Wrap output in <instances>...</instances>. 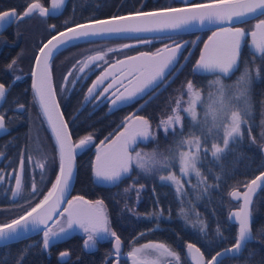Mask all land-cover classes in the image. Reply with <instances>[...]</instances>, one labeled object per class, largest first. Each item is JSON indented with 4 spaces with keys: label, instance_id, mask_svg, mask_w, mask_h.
<instances>
[{
    "label": "snow or ice",
    "instance_id": "snow-or-ice-1",
    "mask_svg": "<svg viewBox=\"0 0 264 264\" xmlns=\"http://www.w3.org/2000/svg\"><path fill=\"white\" fill-rule=\"evenodd\" d=\"M65 0H51V6L45 7L41 0H32L26 10L19 14L16 11L0 12V26L11 23L13 19L20 21L25 17L36 13L41 17H47L62 8ZM264 0H210L208 3L185 4L183 7H161L150 12L138 11L129 16H113L110 19L91 20L83 24H77L75 27L67 28L60 31L43 43L35 55V66L32 69V89L35 98L38 100L43 115L52 131L55 139L56 152L59 157V170L52 181L51 187L39 202L32 205L29 202V208L22 215L12 219L10 222L0 224V244L7 245L13 240H17L23 233H27L31 226L32 230L44 226L43 230V250H48L55 239H59L66 234L68 229L73 226L81 228L86 234L84 248H95L97 242L107 240L111 237L114 240V253L110 251L105 258L107 264L108 257L113 254L117 260L122 254V241L115 231L109 225L106 214L104 201L97 199L95 201L85 200L83 196H75L68 200V207L60 216L67 214V227H60L59 232L54 228L48 227V222L53 220V213H56L60 207V202L68 190L70 179L73 174V161L77 149L88 146L93 141V134L89 133L81 137L78 141H73L69 131V125L64 119L63 113L60 112V106L56 103V92L52 85V74L50 71V61L54 54L62 47L68 46L71 42L92 37H101L107 35H119L126 33H152V32H175L186 30L194 23L200 26L211 24L217 26L205 42L204 48L200 51L199 58L195 61L192 68L193 79L187 80L177 90L178 95L175 98V107L166 119H162L157 128H163L165 139H167L169 130L175 133V127L180 126L183 129L184 113L190 117L188 125L189 132L185 136L183 131L179 133L182 137L175 141V149L169 148L168 155L153 149L151 152L136 151L135 155L133 145L139 140L154 141L157 139L156 132L151 130V124L148 119L142 116H126L120 128L122 130L115 134V138L105 146V140L97 146L96 160L93 163V173L98 181L106 184L116 185L121 179L130 175L135 168L140 169L145 174L160 173L168 169L171 162L176 159V152L179 155L180 176L173 172L167 175L161 174L159 179L162 182H171L175 186L177 197L184 204L183 197L189 195L186 192L185 185L182 183V177H187L194 173L198 178L196 185L191 187L198 191L201 187L204 193L209 187L203 173L198 167L201 162V155L206 157L210 152L214 160H220L232 146L240 143L244 137V126L249 125L248 134L251 136V116L253 110L252 104V86L255 81L264 79ZM249 20H256L251 32L237 25L248 23ZM67 23V21L65 22ZM51 30H55V25H49ZM251 36L250 55L252 60H245L244 67L240 69V57L242 44L245 37ZM139 43H150L148 40L138 39ZM187 43V42H185ZM195 44V41H192ZM132 45L122 44L120 48H130ZM183 45L173 42L172 46L165 45L156 52H141L137 56H128L124 60H117L114 64L109 65L88 87L81 104V109L90 103L93 99L100 101L105 94L113 89L117 84H123L124 79H128L130 87L125 88L123 92L116 89L112 93L109 111L115 110L121 104L131 101L138 94L145 93V90L155 89L164 83L169 76L172 67L177 62L178 54ZM108 52L117 51V49H108ZM107 52L97 51L95 54L88 55L81 60H77L72 68L65 75L64 80L67 82L69 77L78 76L80 73L87 75L93 66H98L97 61H104ZM259 58L262 64L257 65L256 59ZM188 58L185 57V60ZM107 63V61H105ZM16 65V58L7 65L12 69ZM254 65V67H253ZM75 70V71H74ZM87 70V71H86ZM119 72L117 76L115 73ZM237 71L240 75L233 83H226L224 78H231ZM203 73H211L214 78L207 81L206 86L197 85L195 77ZM112 82L104 87L102 91H97L100 86L109 77ZM20 76H15L12 83L20 80ZM73 84L77 82L74 78ZM11 85L0 83V107L6 99V94ZM207 92L206 101L204 93ZM185 93L188 100L184 101ZM204 107L203 119L197 112V105ZM186 105V106H184ZM25 106L19 104L18 108L23 109ZM78 109L77 111H80ZM75 118V117H74ZM210 118V119H209ZM6 113H0V135L8 133ZM264 126V120L261 121ZM200 128V134L195 132L196 127ZM264 138V132L261 133ZM209 139L212 140L211 148L207 147ZM222 141V144L220 143ZM256 137H252V143H256ZM9 144L11 141L8 142ZM187 145L188 150H182ZM7 147V144L5 145ZM261 151H264V144L260 145ZM42 152L43 149L39 140L33 148L31 136L29 142L19 150L20 171L15 172V187L11 189L12 197H17L26 187L23 173L26 166L33 169L39 168L41 179L47 172L48 157L44 155L37 159L35 152ZM5 155L0 151V157ZM139 175V174H138ZM4 176L0 175V181ZM217 179H220L218 176ZM132 185L126 187L124 192L127 193L132 189ZM243 187L246 189L241 192L234 187L228 194L236 201H242L239 208L230 212L229 219H235L238 223V231L235 236V243L231 246L217 251L210 259H207L201 252V249L193 243H187L188 252L191 255L193 264H223L224 258H239L243 250L250 242L264 241V225L256 230L254 234L252 228V213L250 206L253 203V195L258 188H264V171L254 179L246 182ZM140 185L137 189H143ZM39 194V189L35 180L32 183L33 197ZM132 209H129L131 211ZM149 215H162V213H151ZM186 224L193 228L198 225L201 233L205 232L206 225L199 219V213H196L197 219L191 220L181 206L179 213ZM219 235V228L217 229ZM146 249H152L157 253L156 259H148L145 255ZM254 253L249 254V258ZM26 250L21 251L15 258V264H23ZM68 251H61L59 257L61 260L68 257ZM131 264H158L161 257H170L174 264H182L180 253L173 251L164 243L145 244L140 247H133L127 253ZM2 264V262H0ZM172 264V261H169ZM264 264V262H262Z\"/></svg>",
    "mask_w": 264,
    "mask_h": 264
},
{
    "label": "trees",
    "instance_id": "trees-1",
    "mask_svg": "<svg viewBox=\"0 0 264 264\" xmlns=\"http://www.w3.org/2000/svg\"><path fill=\"white\" fill-rule=\"evenodd\" d=\"M47 5L48 0H41ZM117 5L123 4L121 7L104 8L99 4V9L92 11L91 3H84L80 0H69L59 16L60 24L56 27L55 32L64 29L68 26L90 21L98 18L134 13L144 10H155L161 7L156 6L149 9H140L133 6L134 0H116ZM32 0H0V12L14 9L19 14H22ZM128 7L127 9H123ZM163 7V6H162ZM67 21V23H65ZM20 21H16L5 33L10 35L12 45L9 46L11 61L20 53L22 44L15 39V25ZM197 33H194L195 35ZM204 37L207 32H200ZM3 36H0V45L3 43ZM44 42V41H43ZM39 43L37 48L33 50L29 67H26L28 74L27 80L22 83L25 95L29 94L33 98L35 107L38 110L34 94L31 89L30 71L36 50L43 43ZM8 49V48H7ZM7 59V58H6ZM9 61H3L0 57V72L8 75ZM257 65L262 64L261 60H257ZM242 70V69H241ZM239 71L235 73L232 79L226 83H233L238 77ZM193 79V75L184 76V81L174 90L173 94L169 95V100L165 101L159 117L166 119L171 113V109L175 107V98L178 95L177 90L180 86ZM195 82L197 85L205 86L204 81L196 76ZM256 89L252 87V116H251V136L248 134L249 125L244 126V137L240 143L231 147V149L222 156L220 160H214L211 153L208 152L206 157L201 155V162L198 167L206 179L208 185H212L204 193L203 187L199 191L191 187L198 183V178L192 174L188 178H182V183L185 185V191L189 195L183 197L184 204H181V199L177 197L175 186L170 182H162L159 179L161 174L167 175L168 169L160 173L145 174L133 165L131 175L121 181L117 186L111 188H103L95 186L91 177V160L88 156L76 158V175L75 182L71 191V196H83L90 200H103L105 209L108 215L109 225L118 236L126 241L137 239L139 242L146 241H161L171 245L173 248L182 250L186 243H193L201 249V252L207 259H210L217 251L231 246L235 243L237 234V225L228 219V213L231 208L237 207V203L231 199L229 192L234 188L239 191L243 190V185L257 176L261 171H264V160L260 152V145L263 138L261 137V121L264 110V79L255 81ZM21 84V83H20ZM177 84V82H175ZM206 94L204 98L206 101ZM255 96V97H254ZM15 99L9 97L5 101L6 107L11 108L15 105ZM19 103H25L24 99H19ZM186 106V105H185ZM205 109L202 105H197V112L200 118L203 119ZM184 127H175V133L169 130L167 139H165L164 130L157 129L159 123H153V131L157 134V139L151 141L146 147L136 145L132 151L135 155L136 151L151 152L153 149L161 150V153L168 155V149H175V141L181 139L179 135L181 131L185 136L189 132L190 117L184 115ZM197 135L200 134V128H195ZM252 137H256L257 142L252 143ZM212 140L209 139L207 147L211 148ZM222 144V143H221ZM187 145L183 149H187ZM174 173L178 174L175 167ZM139 174V175H138ZM220 179H217V177ZM132 185V189L125 193L124 189ZM140 185H144L143 189H137ZM183 206L189 219L196 220V213H199V219L206 225L205 232L199 231V225L196 228L186 224L185 220L178 215L179 209ZM129 209H132L129 211ZM0 224L11 221L14 218L4 219L1 217ZM151 213H162V215H149ZM264 225V188L255 196L252 204V228L254 234L256 230ZM219 228V235L217 229ZM60 228H54L59 232ZM26 250L23 264H42L45 250H43V233L37 234L25 240L0 246V262L2 264H15V258L21 252ZM254 253L251 258L249 254ZM224 260L241 261L245 264H262L264 262V241L259 243L250 242L243 250L239 258H226Z\"/></svg>",
    "mask_w": 264,
    "mask_h": 264
},
{
    "label": "flooded vegetation",
    "instance_id": "flooded-vegetation-1",
    "mask_svg": "<svg viewBox=\"0 0 264 264\" xmlns=\"http://www.w3.org/2000/svg\"><path fill=\"white\" fill-rule=\"evenodd\" d=\"M84 3H91L92 11L99 9V4L104 8H113L121 7L117 5L116 0H80ZM135 4L133 6L140 9H149L152 7H174L183 5L182 2H176L175 0H134ZM42 2V1H41ZM69 0H65L62 8L54 13L49 14L47 17H42L46 24V38H49L52 34L56 33L55 30H51L49 25H55L56 27L60 24L59 16L64 7L68 4ZM210 2V0H190V3H205ZM45 7L51 6V0H48L47 5L43 3ZM125 7L123 9H127ZM148 11V10H144ZM34 15H39L38 13ZM30 15L28 17H32ZM25 17L22 20L28 18ZM264 18V17H262ZM20 20V21H22ZM256 20H249L248 23L237 25L246 29V31L251 32L253 26L255 25ZM14 25V24H13ZM211 31H207V34L203 37L200 33L193 35L190 34H176V35H166V36H156V37H138V38H118V39H108V40H98V41H89L84 43H79L65 48L57 55H55L50 62V69L52 74V84L54 91L56 92V99L60 106L61 112L64 115L65 121L69 125V131L72 135L73 141H78L84 135L89 133L93 134V141L91 144L82 149H77L75 153V158H80L83 156H88L91 160L94 157L93 147L105 140L107 137L110 141L115 134L121 130L120 126L124 121L126 116H142L147 118L152 124L160 123L161 109L165 101L169 100V95L174 93V90L179 87V85L184 81V76L193 75L192 68L199 56L201 46L204 44L206 38L210 35ZM3 43L0 45V57L3 61L11 62L9 46L12 45V42L9 34L7 32L2 34ZM138 39H144L150 41V43H139ZM44 40V41H45ZM192 41H195V46ZM173 42L176 43H185L183 50L180 55L177 57V62L174 67H172L171 72L164 83L174 75L178 70L180 65H182L181 70L178 74L169 82V84L162 90L160 84L159 87L155 89H150L149 91L139 94L134 97L131 101L120 105L115 110L109 111L112 93L116 91L117 88L121 92L129 86L128 79L123 80V84H117L113 89H110L108 93L105 94V97H102L100 101L93 99L90 103H87L81 109V104L84 101L85 93L92 82L99 76L102 72L105 71L109 65L114 64L117 60H124L128 56H137L141 52H150L154 53L157 49H161L166 44L169 46L173 45ZM250 35L245 37V41L242 44V51L240 57V69L244 67L245 60H252L250 55L251 49L249 48ZM122 44L132 45L130 48H120ZM8 48V49H7ZM108 49H117L114 52H108ZM97 51L107 52L104 61H97L98 66H93L91 71H87V75L80 73L78 76L69 77V80L66 82L64 80L65 75L72 68V65L76 63L77 60H81L88 55L95 54ZM185 57L188 59L185 60ZM7 58V59H6ZM259 60V58L256 59ZM107 61V63L105 62ZM254 67V65H253ZM8 75L0 72V83L11 85L9 88L6 99L2 102V107H0V113H6L8 120V133L5 135H0V151L4 152L5 155L0 157V175L4 176L3 181H0V211L4 219L16 218L19 215H22L24 211L29 208V202L34 205L39 202V199L43 198V194L48 191L51 187L52 181L55 180V175L59 169V157L56 152L55 142L50 134V131L39 111L35 107L33 98L30 93L25 95V92L22 86V83L27 80L26 76L28 72L21 71V74L14 75L10 72L9 68L7 69ZM75 71V70H74ZM117 76L119 72L115 73ZM235 75V74H234ZM232 75V77L234 76ZM240 73H238V76ZM15 76H20V80H16L15 83H12ZM201 78V81H204L205 86L207 81L214 78V75H197ZM232 77L230 79H232ZM76 79L77 82L73 84L72 79ZM229 80L225 79V82ZM236 80V79H235ZM112 82V77L110 76L105 82L100 86L97 91H102L104 87H107L109 83ZM177 82V84H175ZM21 83V84H20ZM254 90L257 85L256 82L252 86ZM175 88V89H172ZM15 99V105L11 108L6 107L5 101L9 98ZM255 97V96H254ZM19 99H24L25 103H19ZM23 104L25 107L21 112L18 111V105ZM81 109L80 111H77ZM75 117V118H74ZM157 135V134H156ZM29 136H31V142L33 148H35V143L39 140L40 145L43 149L42 152H35L37 159L42 158L44 155L48 157V166L47 172L43 179H41L40 169H33L30 166H26L23 178L26 184V187L17 197H12L11 189L15 187V172H19L20 157L19 150L29 142ZM11 141L9 144L8 142ZM151 141H149L150 143ZM147 144H137L142 147H146ZM7 144V147L5 145ZM136 146V145H135ZM134 146V147H135ZM132 154V152H131ZM92 177V176H91ZM33 180L37 183L39 194L35 197L31 195L32 192V183ZM73 196H71L72 198ZM85 200H90L84 197ZM71 200V199H69ZM68 203H66L67 205ZM64 210V209H63ZM63 212V211H62ZM108 216V215H107ZM57 227H67V216H60ZM69 230L66 234H63L58 241L53 242L46 253H44V259L42 264H105V258L107 254L112 251L114 240L109 237L107 240L97 242L95 248L85 249L84 240L87 239V234L80 228L79 233L74 234L68 238H64L65 235L69 233ZM118 235V234H117ZM120 237V236H119ZM122 241V254L117 260V257L113 254L111 257H108L107 264H131V261L127 257V253L133 247H140L145 244H156L164 243L161 241H146L139 242L137 239H131L126 241L120 237ZM169 246L173 251L180 253L182 258V264H192L186 254H185V244L182 250L173 248L171 245L164 243ZM61 251H68L70 255L64 260H61L59 253ZM148 259H156L157 253L152 249L148 250L147 254ZM226 259V258H225ZM169 261H174L170 257H161L158 261V264H169ZM223 264H245L241 261L235 260H223Z\"/></svg>",
    "mask_w": 264,
    "mask_h": 264
},
{
    "label": "water",
    "instance_id": "water-1",
    "mask_svg": "<svg viewBox=\"0 0 264 264\" xmlns=\"http://www.w3.org/2000/svg\"><path fill=\"white\" fill-rule=\"evenodd\" d=\"M176 2H182V4L183 5H181V6H174V7H183V6H185V4H191L190 3V0H175ZM205 3H208V2H205ZM197 4H199V3H197ZM14 9H9V10H5V11H13ZM155 10H157V9H155ZM5 11H2V12H5ZM14 11H16V10H14ZM150 11H154V10H148V11H143V12H150ZM17 12V11H16ZM18 13V12H17ZM135 13H137V12H134V13H128V14H122V15H115V16H129V15H134ZM113 16H109V17H103V18H98V19H94V20H104V19H110V18H112ZM15 19H13L12 20V22L11 23H6V24H4L3 26H0V36L2 35V34H4V32L5 31H7L10 27H12L13 26V24L15 23ZM91 21V20H90ZM86 22H89V21H84V22H80V23H77V24H83V23H86ZM77 24H74V25H71V26H68V27H66V28H64V29H61V30H59V31H57L56 33H54V34H52V35H55V34H57L58 32H60V31H65L67 28H71V27H75V25H77ZM207 31H211V33H210V35L209 36H211L212 35V33L214 32V31H217V26L216 25H211V24H205L204 26H200L198 23H194L193 25H191L188 29H186V30H180V31H175V32H171V31H169V32H160V33H157V32H152V33H137V34H132V33H126V34H119V35H107V36H101V37H92V38H90V39H88V40H85V39H80V40H76V41H73V42H71L68 46H66V47H62L58 52H56L55 54H54V56L55 55H57L59 52H61L62 50H64L65 48H67V47H70V46H72V45H75V44H79V43H84V42H89V41H98V40H108V39H118V38H138V37H156V36H166V35H176V34H190V33H200V32H207ZM209 36L206 38V40H205V42H207L208 41V38H209ZM51 38V36L49 37V38H47L43 43H46L47 42V40L48 39H50ZM205 42H204V44H205ZM251 42H252V38H251V36H250V43H249V48H250V45H251ZM42 43V44H43ZM42 44L40 45V46H42ZM182 45H183V47H182V49L180 50V53H181V51L183 50V48H184V46H185V43H181ZM196 44V43H195ZM195 44L192 46V48L195 46ZM204 44L201 46V49H203L204 48ZM163 48V47H162ZM161 48V49H162ZM39 49V48H38ZM38 49L36 50V54H37V52H38ZM201 49H200V51H201ZM251 49V48H250ZM35 54V55H36ZM180 54H178V56H179ZM53 56V57H54ZM199 56H200V52H199ZM199 56H198V58H199ZM197 58V59H198ZM51 62V61H50ZM34 66H35V57H34V59H33V63H32V67H31V71H30V78H31V89H32V75H31V73H32V69L34 68ZM181 68H182V65H180V67L178 68V70L174 73V75L173 76H171L169 79H168V81L166 82V83H164L162 86H161V88H160V90H162V89H164L168 84H169V82L178 74V72L181 70ZM50 71H51V69H50ZM203 75H213V74H211V73H203V74H200V76H203ZM224 79H228V78H224ZM53 85V84H52ZM128 87H130V85L128 86ZM127 87V88H128ZM54 89V88H53ZM150 89H148V90H145V92H147V91H149ZM32 92H33V89H32ZM33 94H34V92H33ZM139 95V94H138ZM34 98H35V96H34ZM35 100H36V103H37V106H38V108H39V110H40V113H41V115H42V117H43V119H44V121H45V123H46V125H47V127H48V129H49V131H50V134H51V136H52V138H53V140H54V142H55V139H54V136H53V134H52V131H51V129H50V127H49V125H48V123H47V119H46V117L43 115V112H42V110H41V107H40V105H39V102H38V100L35 98ZM56 103H58V101H57V99H56ZM125 104V103H124ZM122 105V104H121ZM23 109H19L18 108V111L19 112H21ZM60 112H61V109H60ZM62 113V112H61ZM147 119V118H146ZM150 124H151V122H150ZM122 130V129H121ZM151 130H152V124H151ZM120 131V130H119ZM115 138V136L112 138V139H114ZM111 141V140H110ZM110 141H108V142H105V146H107V144L108 143H110ZM147 143H149V141H143V140H139L138 139V141H137V143L135 144V145H137V144H147ZM262 144H264V138H263V140H262ZM98 145H100V142L98 143V144H96L94 147H93V153H94V157H93V160H92V164H91V176H92V182H93V184L95 185V186H98V187H103V188H111V187H115V186H117L121 181H123L124 179H126V178H128L130 175H126V176H124L122 179H121V181H119L116 185H110V184H106V183H104V182H102V181H98L96 178H95V176H94V173H93V163H94V161L96 160V155H97V146ZM135 145H133V148H134V146ZM260 152H261V155H262V157H263V160H264V151H261V148H260ZM19 169H20V165H19ZM59 170V169H58ZM132 173V172H131ZM75 175H76V158H74V161H73V174H72V177H71V179H70V184H69V187H68V190H67V192L65 193V195H64V198L61 200V202H60V207L57 209V211H56V213H53V220H51V221H49L48 222V227H52V228H58L57 227V224H58V222H56V221H59V219H60V215H59V213H61L62 211H64L63 209H65V208H67L68 207V204L66 205V203H67V201L69 200V199H72L71 198V191H72V188H73V185H74V182H75ZM259 175V174H258ZM255 178V177H254ZM253 178V179H254ZM262 188H258L257 189V191L254 193V195H253V201H254V198H255V196L260 192V190H261ZM246 189L245 188H243V190L241 191V192H243V191H245ZM232 199V198H231ZM233 200V199H232ZM236 203H237V207H235V208H231L230 210H229V213H228V219H229V214H230V212H232V211H235V210H237L238 208H239V204L242 202V201H236V200H234ZM253 204V203H252ZM250 209H251V213H252V205L250 206ZM66 216H67V214H65ZM20 216V215H19ZM19 216H17V217H19ZM16 217V218H17ZM229 221L230 222H232V223H235L236 225H237V231H238V223L235 221V219L233 218V219H229ZM10 222V221H9ZM67 226V225H66ZM29 228H30V230L27 232V233H23L22 235H21V237L19 238V239H17V240H13V241H11V242H9L8 244H11V243H16V242H19V241H22V240H25V239H27V238H30V237H32V236H35V235H37V234H40V233H43V228H44V226L43 225H41L39 228H37V229H35V230H32L31 229V226H29ZM79 231H80V228L79 227H76V226H73V228L72 229H70L69 230V233L67 234V235H65V237L64 238H68V237H70V236H72V235H74V234H77V233H79ZM59 239H55L54 240V242H56V241H58ZM7 244V245H8ZM0 246H3V244H0ZM229 247V246H228ZM227 248V247H226ZM223 249H225V248H223ZM223 249H221V250H219V251H222ZM185 254H186V256H187V258H188V260L193 264V262H192V259H191V255H190V253L188 252V249H187V245H186V247H185ZM215 255V254H214ZM225 259V258H224ZM223 259V260H224ZM116 264V263H115Z\"/></svg>",
    "mask_w": 264,
    "mask_h": 264
},
{
    "label": "rangeland",
    "instance_id": "rangeland-1",
    "mask_svg": "<svg viewBox=\"0 0 264 264\" xmlns=\"http://www.w3.org/2000/svg\"><path fill=\"white\" fill-rule=\"evenodd\" d=\"M46 28L47 27H46V24H45L43 18L39 15L38 16L34 15L32 17H28V18L16 23V25H15V39H16V41L21 42L22 48H21L20 53L16 57V65L12 69H9L12 74H14V75L21 74L20 73L21 71L28 72L27 69H25V68L29 67V64H30L29 62L31 60V56L33 55V50H35L37 48V45L39 43H41L45 40L46 34H47ZM206 97H207V94H206ZM183 100L184 101L188 100V96L186 93L183 96ZM183 115H187V114L184 113ZM262 120H264V110L262 113ZM157 129L160 130L163 128L161 127V128H157ZM261 132H264V126H262V125H261ZM220 143H222V141ZM182 150L187 151L188 148L182 149ZM158 151L161 152V150H158ZM144 152H147V151H144ZM173 167L176 168V170L178 172L177 175L180 176L181 174H180V163H179L178 152H176V159L171 162L167 172L168 173L169 172L174 173V169L171 170V168H173ZM192 174H194V173H192ZM192 174H190V175H192ZM188 177L189 176L182 177V178H188ZM106 214H107V212H106ZM148 250L149 249L145 250L146 256L148 254Z\"/></svg>",
    "mask_w": 264,
    "mask_h": 264
}]
</instances>
